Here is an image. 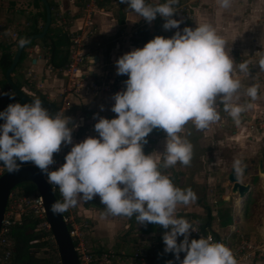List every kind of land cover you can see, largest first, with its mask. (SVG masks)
Returning <instances> with one entry per match:
<instances>
[{
  "label": "clouds",
  "instance_id": "obj_1",
  "mask_svg": "<svg viewBox=\"0 0 264 264\" xmlns=\"http://www.w3.org/2000/svg\"><path fill=\"white\" fill-rule=\"evenodd\" d=\"M120 3L149 23L159 15L165 19V30L179 29L182 23L172 18L179 0L157 5L146 0ZM218 3L222 8L230 6V0ZM27 43V39L18 42L20 47ZM225 44L210 24L201 23L194 29L184 27L170 38L156 36L142 48L122 55L116 61L117 74L128 79L126 90L113 96L111 111L116 117L99 118L94 125L98 138L87 137L72 146L57 170L50 171L49 166L62 144H72L71 118L60 112L52 115L39 98L23 105L9 104L0 112L4 121L0 124V164L14 173L23 164L32 163L46 175L47 182L57 186L62 196V202L51 205L54 215L75 207L80 199L91 201L99 196L106 214L135 217L140 225L151 223L165 229L164 251L173 253L178 264H237L223 243L202 236L190 240L195 228L177 215V205L194 202L196 194L191 188L176 187L160 171L157 160L143 151L146 137L158 128L166 133L163 167L178 162L189 165L192 145L179 133L189 121L198 130L218 121L217 101L236 124L240 123L245 106L232 101L241 82L233 78V58ZM259 67L264 70V56ZM239 69L247 73L248 63H240ZM257 93L256 86L246 90L253 100ZM241 163L234 161L237 174L242 171ZM178 237L183 239L178 242ZM181 253L185 254L183 259Z\"/></svg>",
  "mask_w": 264,
  "mask_h": 264
},
{
  "label": "crops",
  "instance_id": "obj_2",
  "mask_svg": "<svg viewBox=\"0 0 264 264\" xmlns=\"http://www.w3.org/2000/svg\"><path fill=\"white\" fill-rule=\"evenodd\" d=\"M62 1H64L65 8L69 9L68 11L72 10L73 13L76 9L75 6H72L73 0ZM110 1L116 3V6L107 8L105 5H101L97 7L99 11L95 20V27H97L95 37L98 35V38H105L113 35L115 40L111 46H108L105 53L100 48L96 49V45H92L91 42L87 51L84 71L87 79L102 80L106 75L115 76L117 74L116 61L125 53L136 48H142L141 45L133 46L130 42L134 28H137L138 23L142 22L137 28L136 33H138L143 26L146 25L149 29L153 25V21L151 24H144L141 20L143 18L137 15L127 4L120 3L121 5H118V0ZM150 2L157 4L159 0H150ZM198 6L195 7L193 29L201 23H210L206 18L210 11L214 16L213 28L225 40V46L229 44V50L232 51L235 48L244 55H248L247 58L250 56L252 58L258 57L259 51L255 46L264 47V20L261 19L264 14V0H230L228 8L220 7L218 0H201ZM12 11L14 12V10L5 9V15L2 14L0 18V60L6 48L13 57L19 46L18 42L23 39L27 27L26 17H21V10L15 11L16 15L10 14ZM120 11L125 12L122 24H119ZM244 12L249 13L247 18L244 17ZM26 13L24 12L23 15ZM225 16L227 18L226 27H223L222 21ZM81 22L82 17L72 16L71 23H68L69 31L76 32L80 29ZM149 32L151 33V30ZM37 41L35 46L27 49V59L15 71H12L10 78L14 85L17 88L20 85L18 89L30 98L43 96L44 100L41 101L52 103L56 108L58 107V112L71 118L69 127L73 129L72 140L74 142H81L87 137L98 138V133L94 129L98 119L101 117L112 119L117 115L111 111L115 103L113 97L104 94L85 97L82 94L71 92L70 80L63 77L61 73L53 72L47 66L45 49L40 40ZM91 50L93 52L98 50V53L92 54ZM225 50L228 51L227 48ZM232 75H235V71ZM8 87L4 74L0 71V111L5 103L18 99L17 95ZM3 93H8V95ZM102 107L103 110H101ZM262 111L264 113L263 107ZM3 123L4 121L0 124ZM188 123L193 126L191 133L184 134V129L180 132L184 135L183 138L192 145V158L187 166L178 162L173 167H163L166 136L155 137L150 133L146 137L152 139V142L145 147L147 149L146 155L151 154L157 160L160 171L167 175L176 187L191 188L196 194L197 198L194 202L187 205H177V215L199 226L204 222L205 208L208 207L214 217L210 230L217 233L219 238H228L230 245H235L237 242L234 247H237L241 240H245L252 246L262 249L252 259L240 261L237 264H264V175L260 174L258 169V159L264 157V148L259 149V138L255 135H246L240 129L231 132V134L224 132L222 136L219 135L214 139L212 136L213 126H208L206 130L202 131L196 129L193 122L189 121ZM82 132L84 133L82 134ZM228 142L230 145L227 144ZM65 145L62 144L61 150L54 154L56 161L66 162L65 156L70 152L73 144H69L68 150ZM224 152L225 156H221ZM236 159L242 162V171L240 174L236 173L237 178L241 184L249 185L251 189V193L244 203H241L237 195L231 193V185L227 181V176ZM262 168H264V161ZM1 170H6V168L0 166ZM216 171L219 172L216 174ZM217 175L219 179L215 185ZM255 178L258 179V188L253 184ZM197 189H201L200 196ZM73 208L76 222L82 224V232H90L91 234L90 237L93 240L91 251L98 253L115 246L116 249H119V253H123L121 262L129 261L127 263L132 264L130 262L134 260V253L129 254L125 250L126 241L117 246L115 240L120 234L139 232V234H133L139 236V240H131L130 243L139 247L140 251L145 249V253H143L145 257L142 260L138 259L142 262L141 264H146L147 253L154 250L160 236V232L154 230L151 223L145 226L138 224L135 217L128 218L106 214L99 196L91 201L80 199ZM223 210H229L231 219L234 214H244L250 217L252 215L253 230L251 232H238V229L233 227L235 224L233 219L228 227H220L219 212ZM123 229L125 232H122ZM151 235L156 237L154 238L155 242L149 245L146 239ZM129 236L133 237L131 234ZM133 250H137V248Z\"/></svg>",
  "mask_w": 264,
  "mask_h": 264
},
{
  "label": "rangeland",
  "instance_id": "obj_3",
  "mask_svg": "<svg viewBox=\"0 0 264 264\" xmlns=\"http://www.w3.org/2000/svg\"><path fill=\"white\" fill-rule=\"evenodd\" d=\"M54 3H56V8L54 9V14L59 13L62 16V20L64 21L66 24L71 23L72 21V16H79L82 17V22H81V30L79 31L80 33L82 32H88L90 30L91 34L89 33L86 37H88V41L86 43L85 48V52L87 55V51L88 48L92 42V45H96V49L100 48L102 49V52L105 53L106 49L108 48V46H111L113 44V41L115 40V36H111V37H105V38H98V35L95 37V35L97 34V27H95V20H96V15L99 11V9L94 10V12H92L90 14V22H92V25L90 26V28L85 27L84 26V17L87 16V11H85L86 8V4H85V0H73V5L75 6L76 9L74 10V12L72 13L71 11H68L69 9L65 8V4L63 3L64 1L62 0H52ZM65 2H68L67 0ZM201 0H183V2L179 5L176 6V13L174 14V16L172 17L173 19H177L182 21V23L179 26V29H171V30H165L163 29V32L166 33L168 31H172V32H176L178 30H180L182 32L184 27H193L194 24V12H195V7H197L198 5H200ZM63 3V4H62ZM96 3L101 4L103 3V6L105 5L107 8L109 7H114L116 6V3H111V1L109 0V2L107 4H105L104 0H97ZM67 6V5H66ZM199 7V6H198ZM201 7V6H200ZM9 9V11L14 10L17 11L18 9L21 10V17L24 18L26 17L25 21L27 22L28 18H32L34 16V14L38 11L37 9H35L32 6V0H0V18L1 15L4 14L5 15V9ZM70 8V7H69ZM13 11L10 12L15 14ZM24 12H27L25 15ZM9 14V15H10ZM208 16L207 21H209L212 27L214 26V21H213V14L212 12H208L207 13ZM244 17L247 18L249 13L244 12ZM4 18V16H2ZM121 16H119L120 18ZM264 20V14L262 15V18ZM87 20V19H86ZM143 20V19H141ZM226 16L224 18V22L222 21V25L223 27H226ZM142 22L138 23L137 28L139 26V24H141ZM152 23V22H151ZM150 23V24H151ZM165 23V21H164ZM145 24H149V22H145ZM147 27V26H146ZM137 28H134V32H133V36H136V32H137ZM150 29V28H149ZM69 30V29H68ZM91 35V36H90ZM95 37L93 40L92 38ZM131 37V38H132ZM130 38V40H131ZM38 42V41H36ZM131 42V41H130ZM42 44V43H41ZM140 46V45H139ZM140 47H143L142 45ZM229 44L227 46H225V49L227 48V53L233 58V71H235V75H233L234 79H238L241 82V88L238 91V93H236L233 97V103L234 104H240L245 106V111L241 114V118H240V123L236 124L234 122V120L231 118V116L224 111V106L222 103H220L219 101H217V105H216V109L217 112L219 113L220 119L218 121H215L213 123H211L209 126H213L212 129V136L214 137V139H216L219 135H223L224 132H226L227 134H231V132H236L239 131L241 129V131L243 133H245L246 135H255L256 137L259 138L260 141V145H259V149H263L264 148V113L262 111V107L264 108V70H261L259 67V60L261 58V56H264V47L260 46V47H256V49H258V57L257 58H252L251 56L247 58L248 55H244L243 53L235 50H229ZM92 54H96L98 53V50H95V52H93L92 50L90 51ZM257 53V54H258ZM246 54H249L248 52H246ZM251 58V59H250ZM242 62H247L248 66H249V71L247 73L241 72L239 69V65ZM86 63V60H85ZM82 71H85V66L82 67ZM86 75V74H85ZM128 79L127 75H118L116 74L115 76H110V75H106L104 79L102 80H94V82H98L101 84H104V86H106V84L109 81H113L115 84L117 83H121L123 84L126 80ZM113 83V84H114ZM250 86H256L258 93H257V98L255 100H253L251 97H249L246 94V90L248 87ZM101 94H104L105 96L108 97H113L114 94H112L109 91L106 90H100L97 94L93 95V94H85V92L83 91L82 95L85 97H91V96H100ZM103 96V95H102ZM248 105H251L250 107H248ZM70 112V111H69ZM87 126V125H86ZM185 133H191V130L193 129V126L189 123L186 124L185 127H183ZM207 128L203 129L202 131L206 130ZM84 130V129H83ZM82 130V131H83ZM164 132V131H163ZM84 132H82L83 134ZM164 136H166V133H163ZM182 137H184L183 134H180ZM82 142V141H81ZM79 142H74L72 140V144L73 146ZM228 145H230V142L227 143ZM67 148V150L69 149V144L65 145ZM232 146V145H231ZM55 154V153H54ZM225 156V152L223 154H221V156ZM54 159V156H53ZM55 160V159H54ZM56 161V160H55ZM64 163V162H63ZM227 166V165H226ZM219 168H221L219 166ZM4 171L6 170H1L0 175L4 173ZM219 171H216V174ZM218 176V175H217ZM215 178V185L218 183V179L219 176ZM253 184L257 187L258 185V181L256 183L253 182ZM218 188V187H217ZM188 189V188H187ZM260 192V189L258 190ZM257 191V192H258ZM197 193L201 194V189H197ZM14 196H20V191L19 190H15V192L13 193ZM258 197V196H257ZM204 198L206 199V197L204 196ZM208 199V198H207ZM255 200V199H254ZM206 202V201H205ZM204 202V203H205ZM252 202V201H251ZM250 202V203H251ZM252 204V203H251ZM74 208H70V210L72 211V213L75 216V212L73 211ZM28 213L25 212L23 213V215L20 217V221L18 224L21 223L22 221V217L24 215H27ZM233 222L235 223L233 227H235L236 229H238V232H251L254 228V223L251 222L252 220V215L250 216H246L244 214H239L236 215L234 214L232 216ZM232 223V220H231ZM228 227V226H227ZM135 229V228H134ZM133 230V229H132ZM35 231H40L37 230V227L35 229ZM122 232H125L124 229L122 230ZM28 233H33L32 231L28 232ZM84 233V241L86 242V248L88 250H91L90 248H92V239H91V234L90 232H83ZM132 235L133 237H130L129 235ZM129 234V232L127 234H120L116 240L115 243H117V246H119L120 244L122 245V243L124 244V241H126V251L130 254V253H135V252H141L142 254L145 253V249H142L144 251H140L139 247L134 246V244H131L130 241L132 240H139V236H135L133 234H139V232H131ZM156 236L155 235H151L149 236L146 241L147 244L151 245L152 243L155 242L154 238ZM141 241V240H140ZM36 242V241H35ZM35 242H31V244H34ZM104 242L106 243V241L104 240ZM232 242V240H231ZM38 243V242H37ZM237 244V242H236ZM235 244V245H236ZM235 245H231L232 249H235L236 247H234ZM44 248L39 249L36 252V256L39 258L45 257L46 255L44 254ZM108 248V247H107ZM137 248V250H133ZM111 250L114 251H119V249L115 246L110 247ZM184 258V257H183ZM134 260H132V264H141L142 262L139 261L138 258H133ZM129 262V261H127ZM127 262L122 263L121 260L116 261L112 264H128ZM10 264V263H7Z\"/></svg>",
  "mask_w": 264,
  "mask_h": 264
},
{
  "label": "trees",
  "instance_id": "obj_4",
  "mask_svg": "<svg viewBox=\"0 0 264 264\" xmlns=\"http://www.w3.org/2000/svg\"><path fill=\"white\" fill-rule=\"evenodd\" d=\"M48 4L51 9V24L50 27L45 35V37L40 40L42 43L43 48L46 52V59H47V66L55 73L60 74L61 70H63L68 61H69V50L71 46L70 42V36L68 33V30L65 25H58L55 19L54 9L56 8V3H54L52 0H47ZM105 4L109 2V0H104ZM147 3L152 5L162 4L165 3L166 0H159L157 4H154L150 2V0H146ZM183 0H179V3L176 6H179ZM118 5L120 4V0L117 2ZM102 4H97V6H101ZM32 6L37 9L38 11L34 14L32 18L27 19V27L25 30V34L23 36V39L29 35L38 34L41 32L43 24L45 22V11L44 6L41 4L39 0H32ZM125 12L120 11L121 18L119 19V24L123 23ZM165 19L157 15L156 19L153 20V25L150 29L148 27L143 26L140 31L136 34V36H133L131 38V43L133 46L142 45L144 46L147 42L154 39L156 36H163L165 38H170L175 34V32L168 31L166 33L163 32V25H164ZM146 20L143 19V23L145 24ZM151 30V33L149 32ZM36 45V41L29 42L21 56L18 62V65L14 69V71L22 64L23 61H25L28 57L27 49L33 47ZM6 51L2 53L1 60H0V71L2 74L5 73V71L9 68L12 60V55L9 51ZM9 88V87H8ZM18 88H20V85H18ZM10 89V88H9ZM40 100H44L43 96L36 97ZM49 110V112L52 114V110L48 107H45ZM58 109V107H57ZM163 130L161 129H153L151 134L155 137H161L163 135ZM147 143L144 144V153H147V149L145 148L146 145L152 142V139L146 138ZM6 172V171H5ZM257 178L254 179V183L257 182ZM15 190L20 191V196H35L37 193L36 187L33 183L26 182L22 183L18 186H16L12 191L11 194L15 192ZM55 196L57 198V201H60V197L57 192H54ZM105 207V206H104ZM206 209V216L204 218V222L199 225V228L203 232H209L214 237L218 238V234L214 231L210 230L211 223L214 219L212 216L211 210L207 207ZM63 216H65V212L62 213ZM219 225L220 227H226L231 224V216L229 210H223L219 212ZM39 224V220L33 217L31 214L24 215L22 217V221L20 224H15L11 227L10 230V237L13 241V249H12V257L10 260V264H54L56 260H58V251L53 248L50 249L49 252H44L46 255L45 257L39 258L35 254L36 252L46 246H49V242L45 240L46 235L42 231H35L37 225ZM152 227L154 230L160 232L159 239L157 240V244L151 252L147 253L146 258V264H167L168 261L175 259V256L173 253H166L164 251L165 244L163 242V233L165 229H163L161 226L152 224ZM68 230H70V226L67 224ZM32 231L33 233H28ZM183 238L178 237V242L181 241ZM41 240L38 243L31 244L32 241ZM184 253L180 254V258L184 257Z\"/></svg>",
  "mask_w": 264,
  "mask_h": 264
},
{
  "label": "built area",
  "instance_id": "obj_5",
  "mask_svg": "<svg viewBox=\"0 0 264 264\" xmlns=\"http://www.w3.org/2000/svg\"><path fill=\"white\" fill-rule=\"evenodd\" d=\"M85 1V11H87V16L84 17L83 21L84 26L90 28V26L92 25V22H90V14L94 12V10H96L98 7L96 3L97 0ZM55 19L58 25L66 24L64 21H61L62 16L59 13L55 14ZM66 29L68 30V26L66 27ZM80 30L81 28L76 32L68 30L71 42L69 50V61L66 67L60 72L63 77L70 80V91L80 95L83 93V91L87 95H95L103 89L111 92L112 94H116L119 91L126 90L125 83L121 84L119 82L115 84L113 81H109L106 86H104V84L98 83L97 81L94 82L93 79L86 78V75H84V71H82V67L85 66V60L87 58L84 47L86 46V43L88 41V37L86 36L89 33L91 34V32L89 30L88 32L80 33ZM62 165V162L54 160V163L49 166V170H57ZM44 177L47 180L46 175H44ZM51 187L54 192L58 193L62 202V196L60 194L59 188L55 185H51ZM25 212L31 214L33 217L39 220L37 230L42 231L46 235L45 240L49 242V246H46L44 248V252L47 253L50 249L53 248L57 250L54 238L49 228V224L45 217L42 200L38 192L35 196L27 197L17 195L14 196L13 194H10L0 228V264H7L11 260L13 241L10 237V230L12 226L19 223L20 217ZM63 218L66 222V225L68 224L70 226V230H68V232L74 244L75 251L78 255L79 264H112L116 261L122 260L123 253L121 254L111 249L101 250L98 253L88 250L86 248V242L84 241V233L81 230L82 224L76 222V218L70 209L65 212V216H63ZM188 221L192 223L195 228V232H192L190 235V240L199 239L201 236L205 238L211 237L213 242H219L226 245L232 251L237 263L240 261L250 260L257 252L262 251V249H260L259 247L252 246L245 240H241L239 245L235 249H232L228 238H216L209 232H203L196 223L190 220ZM39 241L41 240L33 242L37 243ZM133 257L140 258L142 260L145 255L141 252H136L134 253ZM181 259H183V257H181ZM170 261H173L174 264H178L175 259H172ZM54 264H61L60 258H58V260H56Z\"/></svg>",
  "mask_w": 264,
  "mask_h": 264
},
{
  "label": "water",
  "instance_id": "obj_6",
  "mask_svg": "<svg viewBox=\"0 0 264 264\" xmlns=\"http://www.w3.org/2000/svg\"><path fill=\"white\" fill-rule=\"evenodd\" d=\"M39 1L44 6L45 22L43 24V27L40 33L29 35L25 38L29 42L42 40L45 37L50 27V24H51V9L48 4V1L47 0H39ZM26 45H24L23 47L18 46L17 50L15 51L12 57L9 68L4 73V78L8 86L17 95L18 99L13 100V101H8L7 103H5L2 106L0 112L4 111L9 104L20 103L21 105H23L25 103H31L33 100V98H30L27 95L23 94L14 85L13 81L10 78L12 71L18 65L20 56ZM42 105L50 107L52 109V115H55L56 113H58V109L52 103L42 101ZM2 121L3 120L0 119V123ZM263 161H264V157H261L258 159V169H259V173L264 175V168H262ZM0 166H3V164H0ZM227 181L231 185V193L233 195H237L241 203L246 202V200L248 199L251 193L250 186L241 184L239 182V179L237 178V174H236L234 167L231 168L227 176ZM26 182L33 183L36 187V190L39 196L41 197L43 209L45 212V217L49 224L51 234L54 238L61 264H79L78 255L75 251L74 244L69 235L66 222L64 221V218H63V214L54 215L50 210L51 205L57 202L55 193L51 185L45 179L44 174H42L40 170L36 166H34L32 163L23 164L21 169L18 172L9 173L7 170L6 172L0 175V228L2 225L4 212H5L11 191L16 186L22 183H26Z\"/></svg>",
  "mask_w": 264,
  "mask_h": 264
}]
</instances>
